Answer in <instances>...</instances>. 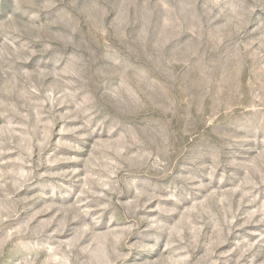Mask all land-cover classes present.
Returning a JSON list of instances; mask_svg holds the SVG:
<instances>
[{"label": "rangeland", "instance_id": "1", "mask_svg": "<svg viewBox=\"0 0 264 264\" xmlns=\"http://www.w3.org/2000/svg\"><path fill=\"white\" fill-rule=\"evenodd\" d=\"M0 264H264V0H0Z\"/></svg>", "mask_w": 264, "mask_h": 264}]
</instances>
